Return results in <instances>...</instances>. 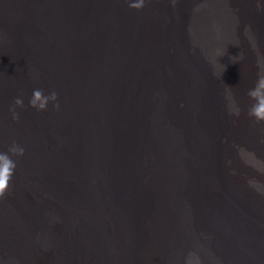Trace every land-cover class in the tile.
Instances as JSON below:
<instances>
[{
    "label": "bare ground",
    "instance_id": "1",
    "mask_svg": "<svg viewBox=\"0 0 264 264\" xmlns=\"http://www.w3.org/2000/svg\"><path fill=\"white\" fill-rule=\"evenodd\" d=\"M130 1L0 0V152L17 164L0 264H264V122L247 114L264 0H145L138 20ZM100 9L113 33L96 59L77 33ZM108 75L125 84L127 135L141 141L138 193L105 154ZM36 88L56 91L59 109L28 106Z\"/></svg>",
    "mask_w": 264,
    "mask_h": 264
},
{
    "label": "rangeland",
    "instance_id": "2",
    "mask_svg": "<svg viewBox=\"0 0 264 264\" xmlns=\"http://www.w3.org/2000/svg\"><path fill=\"white\" fill-rule=\"evenodd\" d=\"M132 0L130 1V3ZM95 5V4H94ZM96 6V5H95ZM99 9V8H98ZM135 12L137 13V20H138V11L139 9L133 8ZM141 12V9H140ZM90 18L92 21L89 22L86 28V32L82 34L81 32L77 33L78 36H80V39H83L81 37L86 36L89 44L87 46L88 52L91 53L92 56H94L96 59L106 56V52L108 50V45L111 42L112 38V26H113V17L111 16V13L104 9L93 11L90 14ZM112 22V23H111ZM133 25H136V22L134 20ZM131 33V39L128 42L126 48L130 49L134 43L137 42L138 38V30L133 31V29H130ZM85 38V37H84ZM33 60H30V63H32ZM101 63H97V67L99 68V65ZM43 66L47 69L49 73L54 72V68L51 65L43 63ZM102 66V65H101ZM145 78L144 76L140 77V79ZM106 83H111L113 86V90L107 91V118L113 119L115 121V126L112 127L108 132V139L104 143L105 148V154L108 157L109 165L110 166H116V164H124V168L130 169L129 175H133V179L131 178V182L133 184V190L138 193V186H141L138 184L140 171L138 169V166L136 165V159H137V149L141 143V141H138L135 138H131L129 135H127V119L130 118L129 109H128V102H126V105L123 103V92L125 91V84H122L121 77H118L117 75H114L113 77H110L109 75L105 77ZM130 82V81H129ZM129 82H127L129 84ZM145 83V80H143L140 84L143 85ZM133 84V83H132ZM136 86H138V83H135ZM122 86V87H121ZM124 86V87H123ZM130 86L128 87L129 90ZM137 96V90L136 92H132ZM143 120V114H139L136 120L135 130L137 133H139L141 128V122ZM132 127V126H131ZM131 129V128H130ZM114 132V135H113ZM158 158V157H156ZM155 158V159H156ZM132 173V174H131ZM41 188V187H40ZM37 188L39 193L46 194L47 192L45 189ZM143 190V189H142ZM143 192L145 193V187ZM140 214H143V210L139 212ZM55 259L58 261V257H55Z\"/></svg>",
    "mask_w": 264,
    "mask_h": 264
},
{
    "label": "clouds",
    "instance_id": "3",
    "mask_svg": "<svg viewBox=\"0 0 264 264\" xmlns=\"http://www.w3.org/2000/svg\"><path fill=\"white\" fill-rule=\"evenodd\" d=\"M173 6L176 0H172ZM145 5V0H132L129 4L130 7L141 9ZM260 71L257 74V81L253 88L247 92L248 97L254 101L248 110V116L254 118L257 122H264V65H258ZM52 103L53 107L59 109L58 93L52 91L45 94L43 89L36 88L33 90L31 98L28 100V106L36 108L38 111L46 110L49 104ZM24 107V99L22 97H16L14 100V106L11 109L13 112V118L19 119V113L16 112V107ZM233 114L240 115L239 107L234 108ZM24 148L19 145H13L9 148V152L16 155H23ZM17 167L16 162L9 156L7 152H0V198L5 195L6 190L9 187L14 171Z\"/></svg>",
    "mask_w": 264,
    "mask_h": 264
}]
</instances>
